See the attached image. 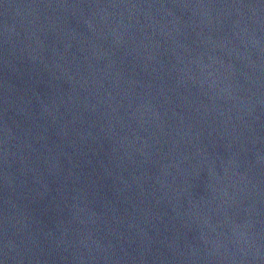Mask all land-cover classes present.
<instances>
[{
	"label": "water",
	"instance_id": "obj_1",
	"mask_svg": "<svg viewBox=\"0 0 264 264\" xmlns=\"http://www.w3.org/2000/svg\"><path fill=\"white\" fill-rule=\"evenodd\" d=\"M0 264H264V0H0Z\"/></svg>",
	"mask_w": 264,
	"mask_h": 264
}]
</instances>
